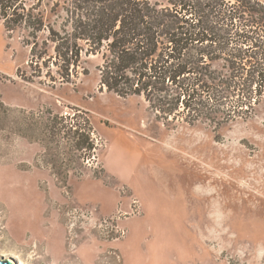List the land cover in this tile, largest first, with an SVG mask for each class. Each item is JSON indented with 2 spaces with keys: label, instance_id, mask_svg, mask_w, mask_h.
<instances>
[{
  "label": "rangeland",
  "instance_id": "obj_1",
  "mask_svg": "<svg viewBox=\"0 0 264 264\" xmlns=\"http://www.w3.org/2000/svg\"><path fill=\"white\" fill-rule=\"evenodd\" d=\"M24 37L0 22V256L264 264V97L222 124L162 122L101 88L100 55L66 77Z\"/></svg>",
  "mask_w": 264,
  "mask_h": 264
},
{
  "label": "trees",
  "instance_id": "obj_2",
  "mask_svg": "<svg viewBox=\"0 0 264 264\" xmlns=\"http://www.w3.org/2000/svg\"><path fill=\"white\" fill-rule=\"evenodd\" d=\"M0 22L66 77L100 55L101 88L142 98L162 122L222 124L264 97V0H0Z\"/></svg>",
  "mask_w": 264,
  "mask_h": 264
},
{
  "label": "water",
  "instance_id": "obj_3",
  "mask_svg": "<svg viewBox=\"0 0 264 264\" xmlns=\"http://www.w3.org/2000/svg\"><path fill=\"white\" fill-rule=\"evenodd\" d=\"M0 264H17L13 259H8L0 256Z\"/></svg>",
  "mask_w": 264,
  "mask_h": 264
},
{
  "label": "bare ground",
  "instance_id": "obj_4",
  "mask_svg": "<svg viewBox=\"0 0 264 264\" xmlns=\"http://www.w3.org/2000/svg\"><path fill=\"white\" fill-rule=\"evenodd\" d=\"M73 244V243H72ZM0 255H3L1 252H0Z\"/></svg>",
  "mask_w": 264,
  "mask_h": 264
}]
</instances>
